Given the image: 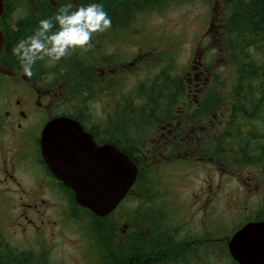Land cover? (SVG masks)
Here are the masks:
<instances>
[{
	"label": "flooded vegetation",
	"instance_id": "af4514ba",
	"mask_svg": "<svg viewBox=\"0 0 264 264\" xmlns=\"http://www.w3.org/2000/svg\"><path fill=\"white\" fill-rule=\"evenodd\" d=\"M84 2L85 0H79V6ZM9 3L14 4L11 0ZM36 3L31 2L27 11L21 13L16 20L0 26L5 38L0 53V264H48V232L49 236H53L50 226L52 230L57 228L56 223H52L48 218V210L57 203L64 202L68 206V212L63 213L65 219L68 217L75 219L72 218L75 210L71 204L73 201L77 205L74 196L70 199V195L65 192L67 189L54 178L43 160L41 137L44 127L53 120L66 118L75 122L96 147L112 146L118 149L117 141H130L132 131L130 123L122 122L120 119L123 115L126 116L125 119L131 118V96L126 90L121 93L119 89L122 85L126 87L129 84L130 68L141 66L148 60L142 48H139V52L132 60H127L116 53L123 45L122 42L124 45H131L128 38L132 34L130 27L132 23L111 22V27L107 31L93 35L91 47L87 51H75L52 65L40 61L34 66L32 77L23 76L12 55V48L18 40L37 29L39 20L53 16L59 8L53 4V0H50L49 6L48 0L43 1V4L42 0H36ZM56 27L54 24L53 30ZM9 31L13 34L11 40L6 38ZM101 45H107L108 49H102ZM204 72L206 73L205 68ZM202 76V73L193 76V81H190L189 77L185 79L186 95L192 97L193 101L189 104L184 103V107H177V114L157 127L156 134L160 137L157 145L150 144L149 151L155 152L159 150L160 142H168L162 150V156L169 160L168 162L172 159L177 160L180 155L179 153L175 155V148L171 150L173 144L187 138L189 141L194 140L193 125L188 127V132H184L182 138H179L177 131L185 129L181 118L187 114L185 109L199 104L198 101L207 84L206 75L204 78ZM101 96L105 99L104 109L97 106L101 102ZM95 107L99 108L95 110ZM211 120L210 117L208 122ZM122 126L127 127L125 133L121 132ZM126 146L131 148V143ZM118 150L131 160L132 153H129V150ZM140 184L142 187L148 185L150 191L155 190V196L140 200L136 190V186ZM160 186L155 183H134L116 208L102 218L77 205L79 209L103 220V223L96 221L95 232L100 239L102 238L103 244L108 243L109 246L104 247L109 260L106 263L100 260L99 262L206 264L203 261L205 257L198 259L199 256L196 255L203 251L195 248L200 244L202 245L200 248H205L204 256L211 254L220 264H225L226 259L228 264H236L225 247L227 249L229 238L248 222L243 221L236 231L226 234L223 239H220L218 234L208 232L200 235L206 236L201 240H197L200 236L186 237L188 241L186 243V240H181L182 232L174 228L169 231L171 237L166 240L164 221H167L165 205L160 201ZM133 202L138 204L135 205ZM130 203L134 204L133 208ZM127 205L130 206L129 211L122 213L125 214L123 218L117 217L116 214ZM6 206L14 207V236L26 244L32 241L44 243L46 249L41 255L37 256L28 248L17 249L7 241L4 235V219L1 215ZM120 225L123 229H120ZM107 228L112 230L111 234ZM134 236H137L139 243L137 245H134ZM116 238L117 242H121L123 238L126 245L124 247L117 245ZM181 241L186 244L180 245ZM98 243L100 244V241L97 242L95 250L104 255ZM122 251L123 255L117 254V252L121 254ZM122 259L124 262H117Z\"/></svg>",
	"mask_w": 264,
	"mask_h": 264
},
{
	"label": "rangeland",
	"instance_id": "374dc122",
	"mask_svg": "<svg viewBox=\"0 0 264 264\" xmlns=\"http://www.w3.org/2000/svg\"><path fill=\"white\" fill-rule=\"evenodd\" d=\"M43 1L45 0H42V3ZM31 2L37 4L36 0H16L14 8L9 11L10 21L16 20L21 13L26 12ZM68 2L69 0H53V4L59 7ZM70 2L73 8L80 4L79 0H70ZM135 2L139 6L137 10L140 11L136 10L130 26L132 34L128 38V43L131 45H124L122 42L123 45L119 47V51H116L127 60H132L139 52V48L143 49L145 57L148 56V60L143 65L130 68L129 84L126 87L122 85L119 89L121 93L125 90L130 93L131 110L145 107L148 101L142 88L148 86L163 70L170 73L169 77L181 75L182 82L185 84V79L188 77L190 81H193V76H199L202 73L203 76L206 75L207 82H209L208 78L210 80L215 78L220 84L218 87H213L211 83L206 89L226 94L232 87L233 72L230 65L224 64V55L219 52V42L213 36L218 18L226 16L223 8L224 1L184 0L179 2L175 0L176 4L162 5L159 9H147L146 3L142 5L139 0ZM50 4L48 0V6ZM101 48L108 49V46L101 45ZM108 53L109 50L106 51V54ZM204 68L207 73H204ZM217 74L220 76L215 77ZM166 98L167 101L164 102L162 98L155 104L159 105L162 113V107L165 109L173 104V116L177 114V107H184V103L189 104L193 101L192 97L184 93L179 97L175 92H169ZM104 100L101 96L100 104H96L101 109L105 107ZM97 108L99 107L94 109ZM224 108L225 106L218 111V114L224 113ZM185 110L188 111V108ZM214 117L211 122L203 118L202 127L224 120V118L217 119V115ZM146 131L141 136L142 156L145 158H143L145 162L142 167L149 171L148 183L161 185L159 188L161 190L160 201L165 205L164 213L167 221H164L165 228L169 231L177 228L183 234H180L181 240H186L185 242L188 243L186 237L205 235L208 232L218 234V237L223 239L226 234H229L264 204V170L262 168L243 167L233 163H227L223 167L210 163L207 159L202 163H197L195 160L174 159L168 162L169 160L162 156V150L168 142H160L161 146L158 151H149L150 144L157 145L160 137L157 135L158 129L155 125L150 126ZM134 139H137V136H134ZM172 146L171 150L180 149L178 143ZM175 155L177 156L178 153ZM155 194V190L150 191L148 197H154ZM130 204L133 208L134 204ZM129 207L127 205L122 208L116 216L123 218L125 214L122 213L129 211ZM67 209L68 206L62 202L48 210V218L57 225L56 230H52L50 226V232L54 233L53 236H49L48 232V264H101L99 260L106 263L109 260L106 247L98 243L104 255H101L97 249L95 250L97 242H101L98 233L86 229L90 227L85 224L81 214L78 220L68 216L65 219L63 213L68 212ZM1 215L4 219V235L11 245L17 249L28 248L37 256L42 254V251L46 249L44 243L32 241L26 244L14 236V207H4ZM119 227L123 229V226ZM200 247H202L200 244L195 246L197 250L204 251L196 254L199 256L198 259L205 257L203 261L206 264H220L213 255L204 256L205 248ZM119 261L124 262V260H117ZM227 262L226 259L224 263L228 264Z\"/></svg>",
	"mask_w": 264,
	"mask_h": 264
},
{
	"label": "trees",
	"instance_id": "16d2710c",
	"mask_svg": "<svg viewBox=\"0 0 264 264\" xmlns=\"http://www.w3.org/2000/svg\"><path fill=\"white\" fill-rule=\"evenodd\" d=\"M174 1L139 0L142 5L146 3L147 9H159L162 5L175 3ZM178 1L183 2L184 0ZM223 1L226 16L225 18H218L213 36L219 42V52L224 55V64L230 65L232 69V87L224 95L205 88L201 99L198 101L199 104L193 108L187 107L186 116H181L182 125L185 129H180L177 133L179 138H182L184 132H188V127L193 125L195 127L194 140L189 141L187 138L188 140L179 141L180 149L176 148L175 153L180 154L177 160L182 161L195 160L197 163H202L207 159L210 163L223 167L227 163H233L238 166H251L264 170V0ZM4 2L6 8L4 17L0 21L1 26L9 22L7 19L8 11L13 8V4L9 3V0H4ZM88 2L101 4L111 18V22L121 21L127 24L128 22L132 23L134 14L139 7L135 0H85L84 4ZM139 11L137 10V12ZM12 37L13 34L9 31L6 38L11 40ZM169 74L167 70H163L154 77L148 86H143L142 92L148 101L144 105L145 107L132 109L130 119H125V115L120 118L122 122L130 123L131 139L127 142L118 140L116 146L122 151L129 150V153H132L131 160L138 167L135 182L138 184H148L147 174L149 173L142 167L145 158L142 156L141 136L147 132L146 129L150 126L158 127L172 117L173 104L165 107V109L162 107V113L159 110V105L155 104L158 103L156 101H160L162 98L164 102L167 101L166 94L169 92H175L179 97L183 96V93L186 95V84L182 82L181 75L178 78V75L169 77ZM219 76L220 74H217L215 77ZM208 81L205 87L211 83L213 87L220 85L215 78L208 79ZM223 106H225L224 113L218 114ZM216 115L217 119L224 118V120H219L218 123L212 122L211 126L204 125L206 129H200L203 118L209 119L211 117L213 119ZM126 129L127 127L122 126L121 132L125 133ZM134 136H137V139H134ZM128 143H131V148H127L126 144ZM142 186L141 184L136 186L139 199L147 200L150 198L148 197L149 187L148 185ZM65 192L70 195V199H73V194L70 191L65 190ZM71 204L75 210L72 218L79 219V213H81V217L90 227V229L86 228L88 231H95L96 221L103 223L102 219H97L88 211L79 209L73 201ZM259 221H264V204L254 214H250L243 223ZM243 223L233 229L232 233ZM107 230L111 234L112 230L109 228ZM101 232L103 233L102 228ZM136 237L134 236L133 239L134 245L139 244ZM170 237L171 234L166 229L165 239ZM205 238L206 236H200L197 237V240ZM185 244L183 241L180 242V245L184 246ZM107 245L108 243L100 242V246ZM117 245L124 247L126 242L122 238L121 242H117ZM225 250L228 252L226 247ZM123 252L121 254L117 252V254L123 255Z\"/></svg>",
	"mask_w": 264,
	"mask_h": 264
},
{
	"label": "water",
	"instance_id": "95a60500",
	"mask_svg": "<svg viewBox=\"0 0 264 264\" xmlns=\"http://www.w3.org/2000/svg\"><path fill=\"white\" fill-rule=\"evenodd\" d=\"M4 11L0 0V18ZM4 38L0 31V52ZM42 157L50 173L74 195L75 202L97 217L109 214L125 197L137 167L112 146L96 147L66 118L48 123L41 137ZM236 264H264V221L245 224L227 242Z\"/></svg>",
	"mask_w": 264,
	"mask_h": 264
},
{
	"label": "clouds",
	"instance_id": "9594fccd",
	"mask_svg": "<svg viewBox=\"0 0 264 264\" xmlns=\"http://www.w3.org/2000/svg\"><path fill=\"white\" fill-rule=\"evenodd\" d=\"M110 27L111 18L101 4L88 2L73 8L69 0L53 16L39 20L37 29L18 40L11 52L23 76L32 77L38 62L52 65L75 51H87L93 35Z\"/></svg>",
	"mask_w": 264,
	"mask_h": 264
}]
</instances>
